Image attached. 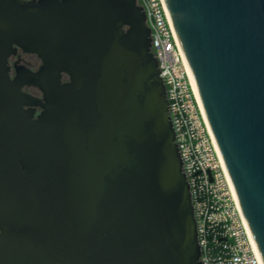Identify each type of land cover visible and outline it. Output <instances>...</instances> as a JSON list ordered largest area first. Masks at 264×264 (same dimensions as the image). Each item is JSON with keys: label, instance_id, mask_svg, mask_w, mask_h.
<instances>
[{"label": "water", "instance_id": "obj_1", "mask_svg": "<svg viewBox=\"0 0 264 264\" xmlns=\"http://www.w3.org/2000/svg\"><path fill=\"white\" fill-rule=\"evenodd\" d=\"M165 3L264 264V0ZM151 41L137 0H0V264H201Z\"/></svg>", "mask_w": 264, "mask_h": 264}, {"label": "built area", "instance_id": "obj_2", "mask_svg": "<svg viewBox=\"0 0 264 264\" xmlns=\"http://www.w3.org/2000/svg\"><path fill=\"white\" fill-rule=\"evenodd\" d=\"M151 30L195 211L201 264H262L165 0H137Z\"/></svg>", "mask_w": 264, "mask_h": 264}, {"label": "flooded vegetation", "instance_id": "obj_3", "mask_svg": "<svg viewBox=\"0 0 264 264\" xmlns=\"http://www.w3.org/2000/svg\"><path fill=\"white\" fill-rule=\"evenodd\" d=\"M42 64V59L38 56V54L33 52H26L21 48H18L16 53L11 54L8 58L9 71L8 74L11 79H14L18 72L23 69H28L32 71H36ZM67 79V77H65ZM22 90L29 95H32L37 98H42V91L33 85H24ZM41 108L37 107L36 114L38 115L41 112Z\"/></svg>", "mask_w": 264, "mask_h": 264}, {"label": "bare ground", "instance_id": "obj_4", "mask_svg": "<svg viewBox=\"0 0 264 264\" xmlns=\"http://www.w3.org/2000/svg\"><path fill=\"white\" fill-rule=\"evenodd\" d=\"M235 190V189H234ZM235 194H236V192H235ZM237 196V195H236ZM238 199V198H237ZM239 202V201H238ZM240 205V204H239ZM241 208V207H240ZM242 210V209H241ZM243 213V212H242ZM244 215V214H243ZM245 217V216H244Z\"/></svg>", "mask_w": 264, "mask_h": 264}, {"label": "trees", "instance_id": "obj_5", "mask_svg": "<svg viewBox=\"0 0 264 264\" xmlns=\"http://www.w3.org/2000/svg\"><path fill=\"white\" fill-rule=\"evenodd\" d=\"M65 77H67V76H65Z\"/></svg>", "mask_w": 264, "mask_h": 264}]
</instances>
